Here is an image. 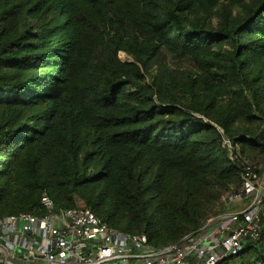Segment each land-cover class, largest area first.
Returning a JSON list of instances; mask_svg holds the SVG:
<instances>
[{
  "label": "trees",
  "instance_id": "obj_1",
  "mask_svg": "<svg viewBox=\"0 0 264 264\" xmlns=\"http://www.w3.org/2000/svg\"><path fill=\"white\" fill-rule=\"evenodd\" d=\"M246 165L264 177V0H0V223L48 197L162 250ZM260 226L218 264H264Z\"/></svg>",
  "mask_w": 264,
  "mask_h": 264
},
{
  "label": "built area",
  "instance_id": "obj_2",
  "mask_svg": "<svg viewBox=\"0 0 264 264\" xmlns=\"http://www.w3.org/2000/svg\"><path fill=\"white\" fill-rule=\"evenodd\" d=\"M231 146L230 142H226ZM241 210L212 220L203 232L179 244L156 249L145 234L112 231L85 207L55 211L48 198L45 216L22 213L0 223L3 264L16 256L46 264H218L244 250V241L257 239L264 213V177L246 165L239 191L224 198Z\"/></svg>",
  "mask_w": 264,
  "mask_h": 264
},
{
  "label": "rangeland",
  "instance_id": "obj_3",
  "mask_svg": "<svg viewBox=\"0 0 264 264\" xmlns=\"http://www.w3.org/2000/svg\"><path fill=\"white\" fill-rule=\"evenodd\" d=\"M120 57L124 61L128 60V57L125 54H123V53L120 54ZM80 205H81V207H84L83 204H80ZM0 244H1V242H0ZM3 259H4V256H3L2 253H0V264H3V262H2ZM9 263L10 264H46L43 261H27V260H23V259H20L19 256H16L15 258L11 257Z\"/></svg>",
  "mask_w": 264,
  "mask_h": 264
},
{
  "label": "crops",
  "instance_id": "obj_4",
  "mask_svg": "<svg viewBox=\"0 0 264 264\" xmlns=\"http://www.w3.org/2000/svg\"><path fill=\"white\" fill-rule=\"evenodd\" d=\"M242 208H241V205L239 204V203H236V204H233L232 205V207H231V209H229L227 212H226V214H229V213H232V212H236V211H239V210H241ZM232 210V211H231ZM234 210V211H233ZM226 214H224V215H226ZM223 216V215H222Z\"/></svg>",
  "mask_w": 264,
  "mask_h": 264
},
{
  "label": "water",
  "instance_id": "obj_5",
  "mask_svg": "<svg viewBox=\"0 0 264 264\" xmlns=\"http://www.w3.org/2000/svg\"><path fill=\"white\" fill-rule=\"evenodd\" d=\"M209 225H210V224H209ZM204 229H205V228H204ZM204 229L200 230L199 232H197V233H195V234H193V235H191V236H189V237L195 236V235H197V234H199V233L203 232V231H204Z\"/></svg>",
  "mask_w": 264,
  "mask_h": 264
}]
</instances>
